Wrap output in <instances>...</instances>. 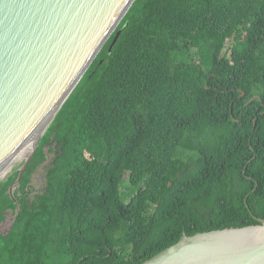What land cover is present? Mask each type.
<instances>
[{
  "label": "trees",
  "instance_id": "trees-1",
  "mask_svg": "<svg viewBox=\"0 0 264 264\" xmlns=\"http://www.w3.org/2000/svg\"><path fill=\"white\" fill-rule=\"evenodd\" d=\"M18 176L0 183V225L19 206L0 264H136L184 232L259 223L264 0H135L12 197Z\"/></svg>",
  "mask_w": 264,
  "mask_h": 264
},
{
  "label": "water",
  "instance_id": "water-1",
  "mask_svg": "<svg viewBox=\"0 0 264 264\" xmlns=\"http://www.w3.org/2000/svg\"><path fill=\"white\" fill-rule=\"evenodd\" d=\"M134 2L0 0V183L32 146L12 197L41 137ZM255 218L244 227L184 232L136 264H264V218Z\"/></svg>",
  "mask_w": 264,
  "mask_h": 264
},
{
  "label": "rangeland",
  "instance_id": "rangeland-1",
  "mask_svg": "<svg viewBox=\"0 0 264 264\" xmlns=\"http://www.w3.org/2000/svg\"><path fill=\"white\" fill-rule=\"evenodd\" d=\"M47 154H48L47 160L37 168L36 172L32 176V181H31L29 188H28V191H27L29 200H32L36 194L43 192L45 187H46L47 167L50 165L52 158L54 156V153H47ZM24 160H25V157L21 158V160L16 165V167L14 168V170L12 171L11 174H13L15 171L19 170V168L25 162ZM18 210H19V206L16 209V211H13V210L7 211V213H6L7 218L0 225V230L2 232H8L9 231V229L11 228V226L13 224V220H15V218H16V214H17Z\"/></svg>",
  "mask_w": 264,
  "mask_h": 264
},
{
  "label": "bare ground",
  "instance_id": "bare-ground-1",
  "mask_svg": "<svg viewBox=\"0 0 264 264\" xmlns=\"http://www.w3.org/2000/svg\"><path fill=\"white\" fill-rule=\"evenodd\" d=\"M32 146L29 147V149L26 151V153L24 154V156L22 158H26V155L28 154V151L31 149Z\"/></svg>",
  "mask_w": 264,
  "mask_h": 264
}]
</instances>
